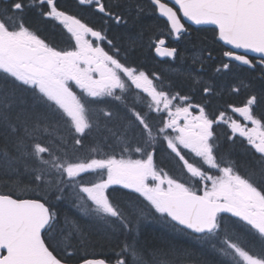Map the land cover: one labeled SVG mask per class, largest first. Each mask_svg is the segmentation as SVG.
Returning a JSON list of instances; mask_svg holds the SVG:
<instances>
[{
    "label": "snow or ice",
    "instance_id": "1",
    "mask_svg": "<svg viewBox=\"0 0 264 264\" xmlns=\"http://www.w3.org/2000/svg\"><path fill=\"white\" fill-rule=\"evenodd\" d=\"M75 3L103 23L59 0H0V264H209L147 247V221L195 240L211 264H264V0H148L177 41L211 26L226 46L217 73L232 62L258 72V87L230 86L243 99L219 107L220 86L200 75L212 50L194 45V68L166 84L133 63L143 27L120 43L110 35L111 24H138L142 0ZM148 40L158 56L183 58L162 36ZM105 246L111 257L95 251Z\"/></svg>",
    "mask_w": 264,
    "mask_h": 264
},
{
    "label": "trees",
    "instance_id": "2",
    "mask_svg": "<svg viewBox=\"0 0 264 264\" xmlns=\"http://www.w3.org/2000/svg\"><path fill=\"white\" fill-rule=\"evenodd\" d=\"M112 2L113 0H108L109 4ZM142 4L146 9V13L136 26L124 27L111 24L110 28V35L116 37L118 43L136 37L140 32L141 27L145 29L143 34V47H138L135 56L132 58L134 65L148 73L160 74L166 84L171 83L172 81L182 82L183 77L178 76V73H183L186 70L194 68L191 63V57L194 52L193 46L206 47L212 50L213 59L211 61H205L203 71L200 75L205 80L211 77L220 86L223 95L222 97H217L216 106L219 107L221 105H226L228 102L239 104V96H237L238 101H235L236 95L231 93L230 86L245 83V81H249L250 78L248 75L237 77V75L232 74V71L227 73H217L215 71V68L219 66V63L224 61V57L221 53L223 47L218 41L213 40L212 31L209 29H192L190 39H182L181 46H178L183 58H178L177 66L172 67L171 65L162 64L156 59L154 48L149 45L148 36H151L153 39L161 36L164 38L167 29L164 21L158 18L152 10H150V5L144 0H142ZM255 86L258 87L259 85L256 84ZM177 90L182 93H188L189 88L187 87V83L183 82L181 87ZM194 97L195 99H199L201 98V95L196 93ZM236 146V151H242L240 145ZM122 192L127 191L122 190ZM60 210L62 214L69 217L77 215V212H74L73 207L70 205H61ZM80 222L82 224H87V221L84 219H81ZM140 239L141 242L149 248L167 247L171 245L175 249L177 259H183L185 252H187L201 261H208L209 264L215 260V257L209 254L207 250L196 241H193L189 237L173 234L167 228H163L162 224L155 221H147L142 225ZM95 251L97 253L102 252L104 255L111 257L114 249L110 246H105L97 248ZM72 263L76 264L77 262L73 261Z\"/></svg>",
    "mask_w": 264,
    "mask_h": 264
},
{
    "label": "flooded vegetation",
    "instance_id": "3",
    "mask_svg": "<svg viewBox=\"0 0 264 264\" xmlns=\"http://www.w3.org/2000/svg\"><path fill=\"white\" fill-rule=\"evenodd\" d=\"M144 1L148 3V0H144ZM59 3H60L62 8L82 16L85 20L90 21L91 23L95 24L98 27H99V25L101 23H103V21L101 20V15L100 14H95L91 9H85V8H82V7H77V5L75 3V0H59ZM150 10H151V8H150ZM31 15H32V18L35 20V22L38 23L41 26V28L45 31V34L50 39L55 40L58 43L62 41L61 29H60L59 26L53 27V23L54 22L40 21L39 16H38L37 13H32ZM156 16L158 17V15H156ZM110 28H111V25H110ZM192 29H197V28H191V31H192ZM110 32H111V30H110ZM166 40H167L168 44L171 45V46H174V47H177V48H178V46H181V41L182 40L177 41V40H175V39H173L171 37H168V39H166ZM224 49L225 48L223 47L222 48V52H223ZM249 57L251 58V56H249ZM224 59H225V57H224ZM177 60L170 61L168 59H164V60H158V61L160 63H162V64H167V65H171L172 67H175V66H177V63H178ZM230 71H232L233 75H237V77H239V76L241 77L243 75H248V77L250 78L249 81H252L255 85L258 84V83H256L258 72L254 76L253 75V70L249 69L247 66L239 65L236 62H232V68L230 69ZM249 81L248 80L245 81L244 84H247ZM234 95H236L235 96V101H238L237 100V96H239V95H237V94H234ZM242 99H243V97L239 96V101H241ZM194 100L195 101L202 100V97L199 98V99H195V97H194ZM218 131L221 133V142L222 143L225 142L224 141V137L228 134L229 129H227L226 126H222V127H220L218 129ZM236 148H237V146H236ZM241 149H242V151L237 150L236 153L237 154H242L243 153V148H241ZM161 155L163 156L165 154L163 152H161Z\"/></svg>",
    "mask_w": 264,
    "mask_h": 264
},
{
    "label": "water",
    "instance_id": "4",
    "mask_svg": "<svg viewBox=\"0 0 264 264\" xmlns=\"http://www.w3.org/2000/svg\"><path fill=\"white\" fill-rule=\"evenodd\" d=\"M193 26H195V25H193ZM195 27H211V26H195ZM221 44L223 45V43L221 42ZM226 47V46H225ZM157 55V54H156ZM249 55H252V54H249ZM157 57H159V58H161V59H163V58H165V57H160V56H158L157 55ZM236 63H238V62H236ZM244 66V65H243Z\"/></svg>",
    "mask_w": 264,
    "mask_h": 264
},
{
    "label": "rangeland",
    "instance_id": "5",
    "mask_svg": "<svg viewBox=\"0 0 264 264\" xmlns=\"http://www.w3.org/2000/svg\"><path fill=\"white\" fill-rule=\"evenodd\" d=\"M73 211L75 212V208H73ZM163 228H165V229H166V227H165V226H163Z\"/></svg>",
    "mask_w": 264,
    "mask_h": 264
}]
</instances>
